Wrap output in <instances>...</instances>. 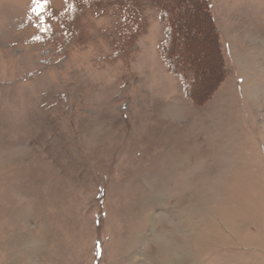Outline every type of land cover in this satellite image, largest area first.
<instances>
[{
    "label": "rangeland",
    "instance_id": "1",
    "mask_svg": "<svg viewBox=\"0 0 264 264\" xmlns=\"http://www.w3.org/2000/svg\"><path fill=\"white\" fill-rule=\"evenodd\" d=\"M165 4L0 0V264H264V0Z\"/></svg>",
    "mask_w": 264,
    "mask_h": 264
},
{
    "label": "trees",
    "instance_id": "2",
    "mask_svg": "<svg viewBox=\"0 0 264 264\" xmlns=\"http://www.w3.org/2000/svg\"><path fill=\"white\" fill-rule=\"evenodd\" d=\"M165 1L166 0L157 1L158 2V4H157L156 3V0H152L153 5L156 8H159L161 11H164V9H167L168 8L167 5L165 4ZM169 8L170 9L172 8V6H170V4H169ZM172 11L173 12H177V11L171 10V13H172ZM169 18H173V15L171 14V16L169 17V15L167 14V15H165V17L163 19V23L165 24L166 33H165V38H164V40H163V42L161 44L160 51L162 52V55H164L167 58V61L169 63V66H171V61L174 62V56L171 54V52L169 54L170 46L172 44L171 43L172 42L171 41V38H172V35H171L172 27H171V25L169 23ZM171 48H172V46H171ZM175 70H176V72H178V69L177 68H175ZM181 79L184 82V88H185V90H187V88L189 87V84L193 83V81H189V80L187 81V79L182 78V76H181Z\"/></svg>",
    "mask_w": 264,
    "mask_h": 264
}]
</instances>
